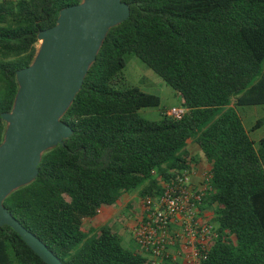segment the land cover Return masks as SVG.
Returning <instances> with one entry per match:
<instances>
[{"label": "trees", "instance_id": "1", "mask_svg": "<svg viewBox=\"0 0 264 264\" xmlns=\"http://www.w3.org/2000/svg\"><path fill=\"white\" fill-rule=\"evenodd\" d=\"M82 0L0 2V115L17 91L15 73L36 54L39 31ZM128 20L110 30L64 116L74 134L43 154L38 176L4 201L8 212L63 264H150L113 226L92 236L84 224L124 194L160 193V180L199 160L211 165L204 208L218 238L203 264H264V138L256 147L238 109L264 106V0H123ZM134 55L183 99L176 120L162 99L128 83ZM259 77V78H258ZM5 123L0 117V143ZM135 242V241H134ZM138 246V245H137ZM0 264H45L9 227H0Z\"/></svg>", "mask_w": 264, "mask_h": 264}, {"label": "water", "instance_id": "2", "mask_svg": "<svg viewBox=\"0 0 264 264\" xmlns=\"http://www.w3.org/2000/svg\"><path fill=\"white\" fill-rule=\"evenodd\" d=\"M123 0H82L60 11L56 24L39 31L33 61L17 70V91L0 143V227L11 228L45 264L62 260L24 228L4 206L38 176L43 154L64 145L74 131L63 121L83 88L111 29L129 19Z\"/></svg>", "mask_w": 264, "mask_h": 264}, {"label": "built area", "instance_id": "3", "mask_svg": "<svg viewBox=\"0 0 264 264\" xmlns=\"http://www.w3.org/2000/svg\"><path fill=\"white\" fill-rule=\"evenodd\" d=\"M182 104L168 115L180 120L187 113ZM211 165L188 163L169 180H160V193L140 201V214L132 226L135 243L150 255V264H203L218 238L213 212L204 208L211 188ZM104 209L97 211L100 217Z\"/></svg>", "mask_w": 264, "mask_h": 264}, {"label": "rangeland", "instance_id": "4", "mask_svg": "<svg viewBox=\"0 0 264 264\" xmlns=\"http://www.w3.org/2000/svg\"><path fill=\"white\" fill-rule=\"evenodd\" d=\"M2 0H0L1 2ZM39 43L36 48H38ZM126 62V78L131 86L137 87L142 91L159 96L162 99L160 109L143 110L141 116L148 120H157L161 110L169 111L173 106L180 103V96L169 86H167L161 78H159L151 69L146 67L140 59L134 55L125 57ZM264 74V63L262 64L260 75ZM259 78V77H258ZM238 112L243 119L244 126L251 131L258 121H263V125L250 133L251 138L255 141L256 147L264 138V106H251L239 108ZM192 146L187 145L190 156L195 160L205 161L202 156L196 152L193 142ZM194 148V149H193ZM195 153V154H194ZM141 195L138 190L131 194L121 196L118 203L106 210L110 211L105 216L101 215L92 222L86 221L84 228L88 236H92L104 226H113L122 238L123 246L130 251H139L141 248L133 240L132 226L136 222L140 214Z\"/></svg>", "mask_w": 264, "mask_h": 264}, {"label": "crops", "instance_id": "5", "mask_svg": "<svg viewBox=\"0 0 264 264\" xmlns=\"http://www.w3.org/2000/svg\"><path fill=\"white\" fill-rule=\"evenodd\" d=\"M180 99H181V100H180V103H179L178 105L173 106V107H178V106H180V105L183 104V99H182L181 96H180ZM173 107H172V108H173ZM189 141H190V140H189ZM189 141H188L187 145H189V147H190V146H192V143H190ZM191 141H192V140H191ZM192 142H193V141H192ZM194 148H195V149H194ZM194 148H193V149L195 150V153L197 152L198 155H199V152L197 151V149H196L195 146H194ZM186 150L188 151L187 148H186ZM188 153H189L190 155L193 154V153H190L189 151H188ZM195 153H194V154H195ZM200 155H201V154H200ZM190 157H191V156H190ZM191 158H192V157H191ZM196 160H197V159H196ZM198 165H199L200 167H202L203 165H205V161H200V160H199V164H198ZM109 211H110V209H109V210L104 209V212H103L102 215H103V216H104V215L106 216V215L108 214Z\"/></svg>", "mask_w": 264, "mask_h": 264}]
</instances>
